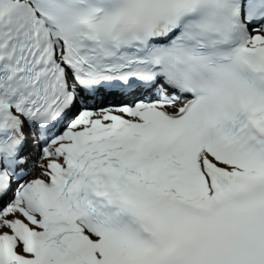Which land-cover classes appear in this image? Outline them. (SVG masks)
Instances as JSON below:
<instances>
[{"label": "snow or ice", "instance_id": "snow-or-ice-1", "mask_svg": "<svg viewBox=\"0 0 264 264\" xmlns=\"http://www.w3.org/2000/svg\"><path fill=\"white\" fill-rule=\"evenodd\" d=\"M0 264H264V0H0Z\"/></svg>", "mask_w": 264, "mask_h": 264}]
</instances>
